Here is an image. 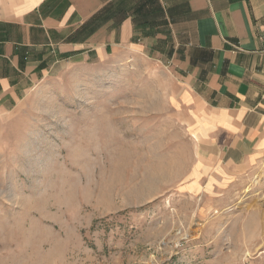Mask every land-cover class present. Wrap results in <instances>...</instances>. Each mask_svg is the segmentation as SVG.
<instances>
[{"label": "rangeland", "instance_id": "374dc122", "mask_svg": "<svg viewBox=\"0 0 264 264\" xmlns=\"http://www.w3.org/2000/svg\"><path fill=\"white\" fill-rule=\"evenodd\" d=\"M178 86L144 54L70 59L0 114V264H264V154L219 173Z\"/></svg>", "mask_w": 264, "mask_h": 264}, {"label": "crops", "instance_id": "0c3cea01", "mask_svg": "<svg viewBox=\"0 0 264 264\" xmlns=\"http://www.w3.org/2000/svg\"><path fill=\"white\" fill-rule=\"evenodd\" d=\"M7 6L11 14L0 12V114L14 110L60 61L136 52L171 70L191 132L219 173L235 175L264 154V0Z\"/></svg>", "mask_w": 264, "mask_h": 264}]
</instances>
